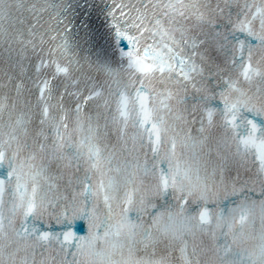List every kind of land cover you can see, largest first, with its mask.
I'll use <instances>...</instances> for the list:
<instances>
[{
	"label": "snow or ice",
	"instance_id": "snow-or-ice-1",
	"mask_svg": "<svg viewBox=\"0 0 264 264\" xmlns=\"http://www.w3.org/2000/svg\"><path fill=\"white\" fill-rule=\"evenodd\" d=\"M0 264H264V0H0Z\"/></svg>",
	"mask_w": 264,
	"mask_h": 264
}]
</instances>
